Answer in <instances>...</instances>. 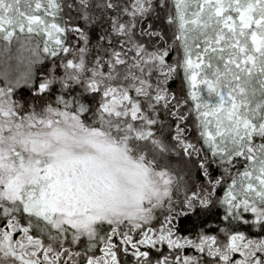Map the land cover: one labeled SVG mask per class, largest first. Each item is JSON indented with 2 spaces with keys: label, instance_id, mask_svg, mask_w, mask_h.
Instances as JSON below:
<instances>
[{
  "label": "snow or ice",
  "instance_id": "6c2138e0",
  "mask_svg": "<svg viewBox=\"0 0 264 264\" xmlns=\"http://www.w3.org/2000/svg\"><path fill=\"white\" fill-rule=\"evenodd\" d=\"M0 264H264V0H0Z\"/></svg>",
  "mask_w": 264,
  "mask_h": 264
}]
</instances>
